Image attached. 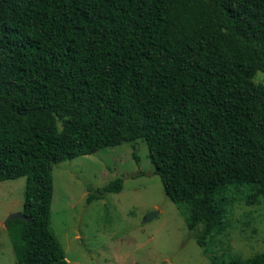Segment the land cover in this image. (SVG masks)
<instances>
[{
	"label": "trees",
	"instance_id": "obj_1",
	"mask_svg": "<svg viewBox=\"0 0 264 264\" xmlns=\"http://www.w3.org/2000/svg\"><path fill=\"white\" fill-rule=\"evenodd\" d=\"M139 140L212 264H264L213 255L236 204L264 206V0H0V182L26 178V219L6 224L17 264H71L55 166L125 143L139 165Z\"/></svg>",
	"mask_w": 264,
	"mask_h": 264
},
{
	"label": "rangeland",
	"instance_id": "obj_2",
	"mask_svg": "<svg viewBox=\"0 0 264 264\" xmlns=\"http://www.w3.org/2000/svg\"><path fill=\"white\" fill-rule=\"evenodd\" d=\"M260 73H258L259 75ZM263 83L262 75L257 79ZM106 148L55 166L51 226L71 264H212L188 230L181 207L166 195L144 140ZM144 173L137 178L130 175ZM124 178L120 193L88 203L89 193ZM26 178L0 182V264H17L5 222L22 212ZM155 217L145 221L147 215ZM233 226L213 255L249 258L264 251V206L236 204Z\"/></svg>",
	"mask_w": 264,
	"mask_h": 264
},
{
	"label": "water",
	"instance_id": "obj_3",
	"mask_svg": "<svg viewBox=\"0 0 264 264\" xmlns=\"http://www.w3.org/2000/svg\"><path fill=\"white\" fill-rule=\"evenodd\" d=\"M156 213H150L149 215H147L145 221H149L150 219H152L153 217H155ZM18 219H26L25 216L22 214V212H18V213H13L9 216V218L7 219V221L5 222V224H7L10 221H14V220H18Z\"/></svg>",
	"mask_w": 264,
	"mask_h": 264
}]
</instances>
